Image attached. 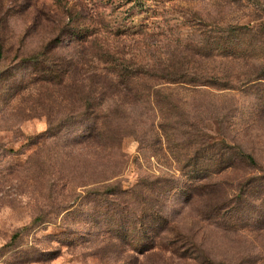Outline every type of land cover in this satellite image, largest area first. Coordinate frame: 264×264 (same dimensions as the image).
<instances>
[{
    "label": "rangeland",
    "instance_id": "obj_1",
    "mask_svg": "<svg viewBox=\"0 0 264 264\" xmlns=\"http://www.w3.org/2000/svg\"><path fill=\"white\" fill-rule=\"evenodd\" d=\"M138 2L0 0V264H264V0ZM107 48L142 95L94 121Z\"/></svg>",
    "mask_w": 264,
    "mask_h": 264
},
{
    "label": "trees",
    "instance_id": "obj_2",
    "mask_svg": "<svg viewBox=\"0 0 264 264\" xmlns=\"http://www.w3.org/2000/svg\"><path fill=\"white\" fill-rule=\"evenodd\" d=\"M138 1L144 0H136V2ZM144 4L145 3L141 4V6L145 7ZM73 22L74 21L68 23L71 28L70 31L76 39L83 38V45L85 46L86 41H88L89 38L95 34L96 30L86 24L83 25V28L78 29L76 24H72ZM102 26L107 29V33H111L115 36H120V33L125 31L120 25L115 26L107 23L104 18H102ZM93 39H97L96 36ZM54 40L55 39L47 43L42 54H48L52 51L54 47L52 43ZM192 49L197 50L195 46H193ZM100 53L104 61H109L111 64L107 63L108 65H103L99 71L90 70L89 64L83 59V103L88 111L91 110L90 112H95L94 121L98 120L100 116L104 120L107 115H109V113L100 114V111H98V108L103 105H106L105 108H108V110H112L114 108L115 111H117L120 107H122V104H125L124 101L118 100V94H120L125 88L130 91L135 99L140 98L142 95L140 92L141 89L138 88L136 84L137 81L143 83V80H136L138 73L143 72L140 68H138L141 66L131 64L130 61L124 60L115 54L117 52H114V50L109 48L103 49ZM83 55H85L84 51ZM142 86H147L148 90L150 89L151 91V95L154 93L158 94L161 88L149 83H144L141 85V88ZM158 100L159 99L156 101L158 102ZM96 126L97 125L93 127V132L96 131ZM89 135H92V131ZM238 158L248 163L254 162V158L251 154L240 152ZM231 165L234 166V162L231 163Z\"/></svg>",
    "mask_w": 264,
    "mask_h": 264
}]
</instances>
